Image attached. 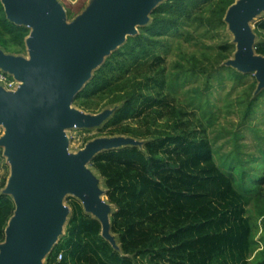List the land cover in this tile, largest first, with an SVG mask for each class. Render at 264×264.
I'll return each mask as SVG.
<instances>
[{"label":"trees","instance_id":"1","mask_svg":"<svg viewBox=\"0 0 264 264\" xmlns=\"http://www.w3.org/2000/svg\"><path fill=\"white\" fill-rule=\"evenodd\" d=\"M211 1L169 0L157 6L146 27L149 35L129 37L76 96L75 101L89 108L94 106L87 101L109 99L108 106L116 108L103 127L146 143L105 150L92 159L105 178L113 204L111 232L118 236L121 250L102 235L100 220L77 205L66 238L49 255L50 264H250L246 199L233 176L216 163L204 127L184 107L173 104L157 52L164 46L159 38L179 34L196 9ZM224 1L222 17L233 4ZM256 28L264 33V17ZM30 33L28 25L8 18L0 0V44L20 54ZM255 49L264 54V43ZM151 57L154 64L145 72ZM230 69L243 77L238 69ZM132 118L139 125L120 127ZM159 120L167 126H155ZM2 158L0 148V162ZM5 186L0 182V242L16 209ZM253 264H264V258Z\"/></svg>","mask_w":264,"mask_h":264},{"label":"water","instance_id":"2","mask_svg":"<svg viewBox=\"0 0 264 264\" xmlns=\"http://www.w3.org/2000/svg\"><path fill=\"white\" fill-rule=\"evenodd\" d=\"M162 0H92L87 9L68 23L57 0H2L8 18L32 27L27 38L31 59L0 51V68L20 82L17 89L0 86V125L6 134L0 145L12 164L5 189L14 195L15 213L0 245V264H40L52 252L62 230L68 192L80 196L86 211L102 223V235L115 245L111 232L112 207L85 171L98 153L128 146L123 136L99 138L77 154H67L66 127L103 124L114 111L87 114L72 108L78 93L137 25ZM264 10V0H238L227 11L236 33L238 52L232 65L256 71L264 86V56L255 55V34L249 21Z\"/></svg>","mask_w":264,"mask_h":264},{"label":"rangeland","instance_id":"3","mask_svg":"<svg viewBox=\"0 0 264 264\" xmlns=\"http://www.w3.org/2000/svg\"><path fill=\"white\" fill-rule=\"evenodd\" d=\"M57 1L64 8L68 23L73 22L92 2V0ZM167 1L169 0L160 1L157 6ZM237 1L233 0V4ZM224 2V0H213L202 5L196 9L191 18L185 21L179 34L158 37L164 41V46L158 48L157 52L162 57L168 93L173 104L184 107L196 123L204 127L212 144L216 163L233 176L235 186L246 199V216L252 231L249 263L253 264L264 258V86L261 87L256 71L244 72L232 65L238 52V40L227 20V13L222 17ZM262 17H264V10L256 14L249 23L255 34L254 54L264 56L255 49L256 45L264 43V33L256 28V22ZM152 21V14H150L149 20L137 25L136 33L128 35L114 51L122 47L129 37L141 33L149 35L146 27ZM31 30H33L32 27ZM9 48L12 47L0 44V51L5 54L27 59L32 57L28 45L20 54L10 53ZM109 55H106L104 59ZM154 61L153 57L147 60L148 66L145 72ZM230 67L242 72L243 77H237ZM86 103L94 107L80 105L74 100L72 108L93 115L107 110L114 111L116 108V106H108L109 99L102 101L93 99ZM127 123L131 127H136L140 122L132 118L120 127L128 126ZM103 124L93 127H66L64 129L68 138L66 153L77 154L90 142L99 138L119 136L128 139L129 146L144 147L145 139L127 134H113L116 128H104ZM154 125L167 126V123L165 120H159ZM5 134L6 127L0 125V139ZM0 148L3 151L0 162V182H6V189L12 177L13 168L6 154V146L0 145ZM84 168L100 190L102 201L113 207L107 194L105 178L94 166L92 160ZM11 195L14 198V195ZM77 205L86 211L80 196L72 192L64 195L62 207L66 211L65 221L52 251L66 238L70 220ZM88 213L94 215L92 212ZM114 237L115 248L121 250L118 236L114 235ZM5 241L6 238L0 242V245ZM50 253L42 258L40 264H50ZM139 261L143 263L141 259Z\"/></svg>","mask_w":264,"mask_h":264},{"label":"built area","instance_id":"4","mask_svg":"<svg viewBox=\"0 0 264 264\" xmlns=\"http://www.w3.org/2000/svg\"><path fill=\"white\" fill-rule=\"evenodd\" d=\"M19 83L20 82L14 77V75L0 68V86H3L7 90H15ZM62 257V253H60L58 259L60 260Z\"/></svg>","mask_w":264,"mask_h":264}]
</instances>
